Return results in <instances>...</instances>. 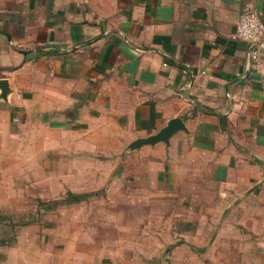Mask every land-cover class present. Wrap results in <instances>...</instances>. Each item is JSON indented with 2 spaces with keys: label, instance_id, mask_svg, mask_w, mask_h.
<instances>
[{
  "label": "crops",
  "instance_id": "obj_1",
  "mask_svg": "<svg viewBox=\"0 0 264 264\" xmlns=\"http://www.w3.org/2000/svg\"><path fill=\"white\" fill-rule=\"evenodd\" d=\"M246 1L0 0L1 160L33 157L37 186L76 205L100 196L93 159L119 157L112 245L1 243L0 264H264V59L233 38ZM174 117L169 145L128 149Z\"/></svg>",
  "mask_w": 264,
  "mask_h": 264
},
{
  "label": "rangeland",
  "instance_id": "obj_2",
  "mask_svg": "<svg viewBox=\"0 0 264 264\" xmlns=\"http://www.w3.org/2000/svg\"><path fill=\"white\" fill-rule=\"evenodd\" d=\"M127 155L123 154L122 157ZM115 157H96L93 159L94 169L104 170L108 169L105 174L97 172L90 174L89 182L92 184L91 191L100 192L99 197H95L94 193L87 198V201L76 205H68L65 203H57L56 200L69 199V193L66 191L60 195L59 199L52 198L51 184L48 181V187L37 186L35 181L36 168L30 169V163L33 157H27L28 170L21 171V165L24 159L18 156L14 159L13 163L9 166L8 159L0 158L2 165L8 171L4 172L3 186L0 185V245L6 244L11 249H19L24 244L40 245L29 247H42L44 244H51L54 242H61L63 245H75L77 252L85 248L92 250L94 246H110L114 243V234L100 235V231H117L116 228V211L115 204H108L107 196L110 189L111 181L114 177L111 173L110 164ZM51 160L52 157H49ZM66 162V161H65ZM116 169V168H115ZM47 173L52 174V171ZM67 173L62 168L57 170L55 174ZM32 179V180H31ZM103 181L104 185L101 184ZM66 183V182H64ZM63 183V184H64ZM59 186L60 193L63 190L62 185ZM101 187H96L97 185ZM57 189H53L54 193ZM76 200L75 202H79ZM83 201V200H81ZM104 203V204H102ZM128 208V205H126ZM128 211H124V215H128ZM109 218V219H106ZM122 222V221H120ZM130 229L124 228L123 231H133L131 229V221H124ZM146 221V226H147ZM149 228L145 231H151V223ZM140 226V225H139ZM142 228V226H140ZM47 231H55V234L49 235ZM119 231V230H118ZM136 231V229H135ZM141 231V230H140ZM44 236H47L48 241L43 242ZM32 248V250H35ZM84 248V249H83ZM43 251V247H42ZM80 253V255H81ZM15 254L16 259H20V252H12ZM8 251L4 252L0 249V257L7 258ZM18 257V258H17ZM36 258V254H35Z\"/></svg>",
  "mask_w": 264,
  "mask_h": 264
},
{
  "label": "built area",
  "instance_id": "obj_3",
  "mask_svg": "<svg viewBox=\"0 0 264 264\" xmlns=\"http://www.w3.org/2000/svg\"><path fill=\"white\" fill-rule=\"evenodd\" d=\"M264 35V22L256 7L255 0H247L239 16L233 38L248 45V63L258 65L264 59L261 38Z\"/></svg>",
  "mask_w": 264,
  "mask_h": 264
},
{
  "label": "water",
  "instance_id": "obj_4",
  "mask_svg": "<svg viewBox=\"0 0 264 264\" xmlns=\"http://www.w3.org/2000/svg\"><path fill=\"white\" fill-rule=\"evenodd\" d=\"M0 86L2 88L3 93L7 91V81L2 80L0 81ZM187 130V126L185 121L181 117H174L170 119L167 124L162 127L159 131L156 133L150 134L145 137H139L135 140H133L128 149L129 150H138L144 145H155L159 142H164L166 144H170V140L172 136L177 133L178 131Z\"/></svg>",
  "mask_w": 264,
  "mask_h": 264
},
{
  "label": "trees",
  "instance_id": "obj_5",
  "mask_svg": "<svg viewBox=\"0 0 264 264\" xmlns=\"http://www.w3.org/2000/svg\"><path fill=\"white\" fill-rule=\"evenodd\" d=\"M78 196L77 195H74V198H77Z\"/></svg>",
  "mask_w": 264,
  "mask_h": 264
}]
</instances>
